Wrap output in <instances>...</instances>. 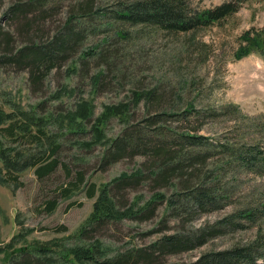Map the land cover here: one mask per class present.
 Here are the masks:
<instances>
[{
  "label": "rangeland",
  "instance_id": "374dc122",
  "mask_svg": "<svg viewBox=\"0 0 264 264\" xmlns=\"http://www.w3.org/2000/svg\"><path fill=\"white\" fill-rule=\"evenodd\" d=\"M44 1L45 15L42 17L45 21L39 20V12L35 9L36 12L30 13L38 19L28 23L23 18H11L7 7L13 0H2L0 26L11 37L12 52L27 44L24 41L31 36L38 45H46L54 37L64 35L67 16L80 11L79 2L93 1L94 12L102 8L110 12L118 3L131 0ZM223 1L226 0H188L187 4L191 9L200 10ZM98 13H94L96 17L92 22L74 27L82 34L56 67L46 72L37 89L28 71L43 67L39 63L28 65V60L19 64L8 60L9 54L4 50L6 41L4 35H0V111L12 114L22 124H34L33 130L41 126L47 134L37 144L3 141L5 146L14 148L16 158L25 163L40 154L50 142L60 144L52 156L58 164L42 180L31 167L16 176L15 183L0 182V247L34 249L45 244L71 259L75 249L90 250L98 258L95 264L138 249L151 259L148 264H190L203 253L251 243L264 232V174L255 175L236 162L226 165L220 150L209 148L208 157L195 160L192 168L185 169L196 171L198 181L212 172L217 174L215 187L227 191L228 197L216 208L198 211L191 221L181 222L180 217L168 211L170 208L166 204L168 198L175 200L177 193L182 191L174 186L175 180L165 182L148 176L154 169L149 153L151 146L168 143L173 138L170 132L163 136L148 132V148L144 155L126 156L102 165L101 155L104 146L126 125H145L147 117L150 121L157 120V125L166 122L175 131L184 132L194 127L198 129L195 134L206 136L209 141L227 140L234 149L252 146L264 155V54L256 50L240 59L234 57L244 31L253 29L262 32L264 37V0H247L237 12L215 24L178 34L154 26L131 27L118 20L108 21L110 27L105 29L100 26ZM120 30L122 38L115 37L114 33ZM104 38L109 43L104 44ZM104 50L107 55L102 59L99 53ZM152 89L156 96L147 108L145 93ZM189 102L194 106L192 114L187 122L179 121ZM82 104L87 107V119L76 112ZM119 105H130L129 111L123 107L117 116L107 121L98 120L107 107ZM170 110L180 115L150 118ZM210 113L215 115L210 116ZM37 117L41 119L40 124L34 122ZM71 129L85 131L70 132ZM95 133L101 135L98 145L89 149L78 145ZM49 156L44 159L48 160ZM140 166L143 172L137 183L131 178L119 188L113 184L110 195L116 208L123 209L131 204L130 212L135 213L148 199L152 200L155 193H160L164 199L155 196L159 201L154 203L152 214L148 218L140 219L138 214L121 220L89 223L99 212L94 208L103 187L124 173L132 175ZM78 173H82L83 182L77 179ZM3 177H7L5 171ZM91 185H94V196L90 198L87 192ZM62 187L68 189L65 196L57 194ZM48 199H56L52 212L43 209ZM244 207L254 210L255 214L253 222H243L242 228L223 229L205 243L188 250L160 253L150 248L165 236L207 227ZM1 255L0 264H7ZM143 262L139 259V264ZM257 263L261 264V260Z\"/></svg>",
  "mask_w": 264,
  "mask_h": 264
},
{
  "label": "trees",
  "instance_id": "16d2710c",
  "mask_svg": "<svg viewBox=\"0 0 264 264\" xmlns=\"http://www.w3.org/2000/svg\"><path fill=\"white\" fill-rule=\"evenodd\" d=\"M187 1L188 0H131L125 3H118L110 12L103 8L96 9L94 12V7L91 4L93 1H85L84 3L79 2L80 4L77 2V7L79 6L78 9L80 11L77 14L75 12L68 14L66 24L63 28V30H66L64 35L54 37L53 40L46 45H38L35 41V37L31 36L24 41L28 42L27 44L22 45L14 52H12V47L10 48V35H7V32L3 31L1 26L0 35H4L3 37L6 41L7 47L4 50L5 53L9 54L8 60L16 62L17 64L24 60H28V65H38L39 63L40 66L43 67L37 70L29 68L28 71L29 79L32 81L34 88L37 89L46 72L56 67L63 56H66L65 54L71 51L73 44L78 40L79 34H82V31L74 27H77L76 25L80 26V24L84 22H92L96 17L94 13L99 12V20L102 22L100 26L105 29L110 27L108 21L118 20L131 27L136 25L147 27L154 26L157 29L178 34L188 33L197 28L215 24L224 17L237 12L247 0H226L212 8L200 10L191 9ZM1 2L2 0H0V5ZM42 4L45 6L46 3L44 0H13L12 5L7 7V12L10 14L11 18H23L24 20H28V23H32L38 18L32 17L30 12H36L35 9H37V12H39L38 17L41 21L44 19L42 16L45 15ZM28 13H30V15H28ZM103 20L106 22L103 23ZM28 23H25V26H29ZM74 23L75 25H73ZM83 26L86 28V25ZM261 33L262 32L253 29L244 31L239 37L240 42L234 53V57L240 59L249 52L256 50H260V52L264 54V37ZM114 34L115 37L122 38L121 35L123 31L120 30ZM103 43L107 44L109 40L104 38ZM105 54L107 55L106 50H104L103 53L100 52L99 56L104 59ZM100 76L101 74L96 79V86L98 85ZM154 91L155 89H152L145 93L147 108H149V103L155 99L156 95ZM123 107H125L126 111H129L130 105H123ZM123 107L120 105L107 107L106 111L100 115L98 120L107 121L109 117L114 115L117 116L120 114ZM193 108L194 106L189 102L181 112L179 121L187 122L189 115L192 114L194 110ZM76 112L83 119H87L89 116L85 104L80 105ZM165 115L178 116L180 113H175L172 110L169 112L161 111L152 115L150 118L156 119ZM211 115L215 114L210 113V116ZM7 120L8 122H6ZM146 120L145 125L142 126L134 124L130 126L126 125L119 134L111 138L103 148L101 165L111 164L126 156L135 154L144 155L148 148L147 142L149 138L146 136L148 132L151 134L157 133L162 136L164 133L170 132L173 138L169 140V144L160 142L161 144L151 146V152L149 153L152 154L154 162L151 166H153L154 169H152L151 174L148 176L154 177V180H164L165 182L169 179L175 180L174 186H178V189L182 191L177 193V199L172 200L168 198L166 204L167 207L170 208L168 211L176 217H180L181 222L183 220L191 221L198 211H208L216 208L223 199L228 197L227 191L215 187L218 179L217 174L212 172L200 177L198 181L199 175L196 171L187 172V169H185L187 167L192 168L195 160L208 157L207 150L209 148L220 150L225 157L226 165L236 162L240 167L255 175L264 174L263 152L260 150L259 152L256 151L252 146L234 149L233 145L227 140L216 139L214 141H209L206 136L195 134L194 132L198 129L194 127L191 129L187 128L184 132H180V130L175 131L173 128L171 129L169 125H166V122H161L157 125V120L152 119L150 121L149 117H147ZM34 122L35 124H40L41 119L37 117ZM32 125L34 124H22L21 121H17V118H13L12 114H4L0 111V182L10 180L15 183L17 180L16 176L31 167H34L36 177L42 180L56 168L58 161L52 156L55 155L60 146L58 141L50 142L40 154L36 155L33 159H29V161L25 163L19 158H16L17 153H13L14 148L11 150V147L5 146L3 141L13 143L22 140L26 144L30 142L37 144L47 136L43 127L39 126L33 130L31 127ZM72 131L85 130L71 129L70 132ZM96 131H99V129L96 128ZM100 138L101 135L95 133L92 134L91 139L80 142L78 145L89 149L94 145H98L97 142ZM176 140L180 141L176 143ZM183 147L185 148L183 149ZM48 154H50V156L48 160H45L44 158ZM183 170H185L184 173L182 172ZM3 171L7 173V177H3ZM142 172L143 169L142 166H140L132 175L124 173L107 183L103 187L95 203L94 209L99 212L89 223L103 219L121 220L127 216L133 217L138 214V218L140 219L148 218L152 214L154 203L159 201L155 199V196H157L158 199H164V196L160 193H155L153 199L150 201H148V199L145 206L136 209V212L133 211L135 213L130 212L132 210V208H130L131 204L123 209L116 208L115 201L110 195V189L113 184L117 186L116 188H119V185L121 187L127 184L131 178L137 183L138 178L142 176ZM77 179L83 182L82 173H78ZM67 191L68 189L62 187L60 191H57V194H64L63 196H65ZM87 196L90 198L94 196V185L90 186ZM55 207L56 199H48L43 209L46 212H52ZM254 214V210L244 207L234 213L224 216L215 224H211L207 227L192 231L186 230L182 233H174L165 236L158 243L150 246V248L160 253L192 249L197 245L205 243L209 238L223 232V229L242 228L244 225L243 222H253ZM183 216L184 218H182ZM85 226L81 229L80 234H82ZM33 248L34 249L21 246L5 250L0 247V253H2L1 258H3L4 262H7V264H95L98 260L97 257L92 255V251L90 250L75 249L72 260L69 257L67 258L66 255L54 251L45 244ZM139 259H142L144 264L151 262V259L146 255L143 256L138 249L130 250L98 262L100 264H139ZM257 260H261V264H264V232H261L251 243L242 246L235 245L226 250L203 253L190 264H258Z\"/></svg>",
  "mask_w": 264,
  "mask_h": 264
}]
</instances>
